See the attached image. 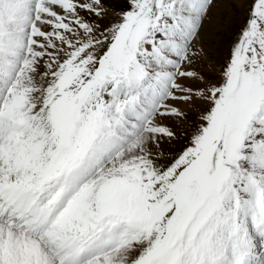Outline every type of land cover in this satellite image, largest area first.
I'll list each match as a JSON object with an SVG mask.
<instances>
[{"label": "snow or ice", "instance_id": "snow-or-ice-1", "mask_svg": "<svg viewBox=\"0 0 264 264\" xmlns=\"http://www.w3.org/2000/svg\"><path fill=\"white\" fill-rule=\"evenodd\" d=\"M0 264H264V0H0Z\"/></svg>", "mask_w": 264, "mask_h": 264}]
</instances>
